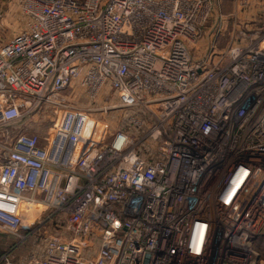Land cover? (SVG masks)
Instances as JSON below:
<instances>
[{
  "label": "built area",
  "instance_id": "2783aa9c",
  "mask_svg": "<svg viewBox=\"0 0 264 264\" xmlns=\"http://www.w3.org/2000/svg\"><path fill=\"white\" fill-rule=\"evenodd\" d=\"M219 2H23L0 46V264H264V29L201 55Z\"/></svg>",
  "mask_w": 264,
  "mask_h": 264
},
{
  "label": "rangeland",
  "instance_id": "374dc122",
  "mask_svg": "<svg viewBox=\"0 0 264 264\" xmlns=\"http://www.w3.org/2000/svg\"><path fill=\"white\" fill-rule=\"evenodd\" d=\"M24 1L25 0H0V46L22 33L26 28L29 19L23 11ZM261 29H264V0H220L215 6L212 19L203 31L202 41L198 47V49L201 50L199 53L203 55L202 50L206 51L210 48V43L215 40V38L213 40L211 39L214 34H216L215 37L218 38L216 39V44L219 49H225L233 37L239 38L246 35H254ZM197 55L199 56L198 52ZM103 101H105V99H103ZM107 101L110 105L116 103L111 98ZM76 102L87 104L86 99L83 97ZM115 112V116L113 115L109 119L108 117L105 118L106 116L103 117L105 118V122L117 130L122 126L121 123L125 122V120H123V115L126 111L117 109ZM100 120L102 121V118H100ZM47 128L48 127H46V131ZM39 209L40 208L35 207L30 210H25V212H23L25 221L31 224V222L38 219L42 213L39 212L42 211V209ZM53 232L55 233L56 231L51 230L50 234ZM41 235V239L44 240L46 238L45 234L41 233ZM10 244L11 243L6 242V239L2 240L0 248H2V251H8V245ZM29 245L30 244H28V246ZM256 245V248H258L264 256V237H262ZM20 249L22 250L23 247ZM28 250H30V248L27 249L26 247L24 251L22 250L23 253L21 255Z\"/></svg>",
  "mask_w": 264,
  "mask_h": 264
},
{
  "label": "trees",
  "instance_id": "16d2710c",
  "mask_svg": "<svg viewBox=\"0 0 264 264\" xmlns=\"http://www.w3.org/2000/svg\"><path fill=\"white\" fill-rule=\"evenodd\" d=\"M23 251L25 250V248L22 249ZM22 250H15L14 251V257H18V255L22 252Z\"/></svg>",
  "mask_w": 264,
  "mask_h": 264
},
{
  "label": "crops",
  "instance_id": "0c3cea01",
  "mask_svg": "<svg viewBox=\"0 0 264 264\" xmlns=\"http://www.w3.org/2000/svg\"><path fill=\"white\" fill-rule=\"evenodd\" d=\"M0 244H2V238H0ZM2 248H0V250H1ZM19 250H21V249H19ZM23 253V251L18 255V256H20L21 254Z\"/></svg>",
  "mask_w": 264,
  "mask_h": 264
},
{
  "label": "snow or ice",
  "instance_id": "6c2138e0",
  "mask_svg": "<svg viewBox=\"0 0 264 264\" xmlns=\"http://www.w3.org/2000/svg\"><path fill=\"white\" fill-rule=\"evenodd\" d=\"M244 175L246 176V175H247V173L245 172V173H244ZM228 199H229V200H231V196H229V197H228Z\"/></svg>",
  "mask_w": 264,
  "mask_h": 264
},
{
  "label": "bare ground",
  "instance_id": "6f19581e",
  "mask_svg": "<svg viewBox=\"0 0 264 264\" xmlns=\"http://www.w3.org/2000/svg\"><path fill=\"white\" fill-rule=\"evenodd\" d=\"M38 208H40V207H38ZM40 209H41V208H40ZM40 209H39V210H40ZM39 212H41V211H39ZM33 213H34V212H33ZM28 215H31V214H28ZM32 219H33V218H32Z\"/></svg>",
  "mask_w": 264,
  "mask_h": 264
}]
</instances>
